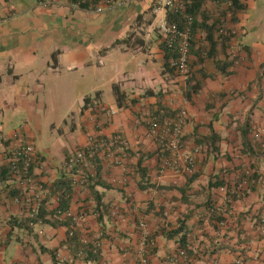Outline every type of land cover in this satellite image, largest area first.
I'll return each mask as SVG.
<instances>
[{
	"label": "crops",
	"instance_id": "1",
	"mask_svg": "<svg viewBox=\"0 0 264 264\" xmlns=\"http://www.w3.org/2000/svg\"><path fill=\"white\" fill-rule=\"evenodd\" d=\"M199 1L196 19L202 27L218 21L241 32L243 60L231 64L217 38L211 56L201 30L197 38L209 52L201 63L192 54L189 87L167 67L155 0H100L88 8L64 0H0V127L10 139L0 143V172L21 135L35 145L33 174L47 200L44 223L27 228L28 210L13 202L0 181V264H143L141 223L153 244L146 264H168L171 258H177L173 264H232L239 258L264 264V0H242L245 9L234 21L225 2L218 9L214 0ZM97 94L114 115L82 110L86 98ZM58 110L72 112L62 126L51 124L56 135L46 139L42 123ZM163 110L169 116L187 112L184 150L204 148L195 156L193 175L160 171L148 117ZM245 133L252 150L243 144ZM94 134H120L128 149L124 167L113 160L101 164L94 190L73 188L69 210L78 216L75 231L101 240L99 260L87 262L75 258L68 227L52 225L57 220L50 213L59 208L55 184L66 175L67 156L86 147ZM213 135L215 149L202 142ZM244 172L257 179L241 184L244 193L236 189L241 194L234 198ZM113 207L123 220L111 216ZM183 221L186 238H169Z\"/></svg>",
	"mask_w": 264,
	"mask_h": 264
},
{
	"label": "built area",
	"instance_id": "2",
	"mask_svg": "<svg viewBox=\"0 0 264 264\" xmlns=\"http://www.w3.org/2000/svg\"><path fill=\"white\" fill-rule=\"evenodd\" d=\"M52 3L51 1H46L44 4L49 6ZM225 4L227 7H231V2L226 1ZM186 5V0H155L153 7V13L158 19L159 32L172 53V57L169 60L170 66L185 83L191 78L189 60L191 26L193 23V17L187 12ZM75 6L77 7L78 5ZM219 6L220 4L216 2V7ZM97 11L102 12V9L98 8ZM171 15L179 16L180 21L174 20ZM240 33L238 29L228 28L224 23L220 30L221 35L231 38L228 53L233 65H238L243 60V50L239 44ZM92 109L109 112L110 115L115 114V111H108L99 101L93 102ZM148 118L150 135L156 140L158 149H160L161 173L172 169L181 174L193 175L196 171L195 156L201 154L204 148L197 147L193 151L184 150L182 138L188 120L187 112L182 110L177 113L175 118H170L164 123L159 122L153 115H149ZM22 128L23 126L20 127V129ZM16 142V147L8 152L6 161L12 168L10 184L15 185L16 189L22 191L21 194L14 196L12 200L14 203L24 206L28 210L27 214L30 218L34 219L40 209L45 193L43 185L37 182L32 171L33 165L38 161V154L34 143L24 141L21 135L17 136ZM0 143H10V139L4 134L1 127ZM127 149V141L120 134L110 138L99 134L90 135L86 147L67 156L64 170L72 180L74 187L85 188L89 180L97 175L98 167L108 160H113L117 166L124 167ZM261 149L264 151V142L261 143ZM111 216L117 220H123L124 218L117 207H113ZM62 217L71 219L75 224V229L78 222L77 215L68 210L62 214ZM260 224L263 228L264 218L261 219ZM140 229L142 242L139 254L143 258L142 263L146 264L147 260L144 257L153 244L150 241V232L147 225L141 223ZM99 239L97 237H83L82 242L85 246L92 245L93 253L96 254L101 249V241ZM180 255L185 256V252L181 251ZM176 261L177 258H171L168 264H173ZM232 264H243V260L239 258Z\"/></svg>",
	"mask_w": 264,
	"mask_h": 264
},
{
	"label": "trees",
	"instance_id": "3",
	"mask_svg": "<svg viewBox=\"0 0 264 264\" xmlns=\"http://www.w3.org/2000/svg\"><path fill=\"white\" fill-rule=\"evenodd\" d=\"M64 1L67 2L68 4L72 5V6L78 5V7H81V8H88L90 5H93V4L97 5L100 0H64ZM214 1L218 2L220 4L218 9H222V4L224 2H226V1L231 2V7H228L227 9H225V11L229 12L231 14V17H232L231 20H233V21L236 19L237 14L245 9V5H244L242 0H214ZM186 3H187V5H186L187 6V12L193 17V23L191 26L190 60H191L192 54H195L198 58L199 63H201L203 61L202 56L205 54V52L207 54L209 52L208 48L206 49V46H203L201 44L202 39L197 38V34L201 30H204V32L206 34L205 39L209 41V45L211 47L209 54L212 56L214 53V49H215V45H216V42L214 40L220 39L222 41V44H224L227 48V55H226L227 59L230 61L231 64H233L232 61L230 60L229 53H228L229 52V43H230L231 38L227 37V36H223L220 34V30H221L223 22L219 23L218 21H214L211 25H207V27H202L200 22L196 19L197 12L195 9V7H197L199 5L200 1L199 0H193L192 1L193 4L192 3L190 4L189 1L186 0ZM226 12L224 13V10H223V12H221V16L225 17ZM171 18H173L174 20L176 19L177 21H180V18H179V16L177 17V15L176 16L171 15ZM164 50L166 53L167 67L170 71H172L176 75V73L174 72V69L170 66V63H169V60L172 57V53L169 51L166 44H165ZM190 60H189V66H190V71H191ZM187 83H188L189 87H191L192 72H191V78ZM190 91L191 90L189 89V92ZM114 95H115V98H116V100L120 106L122 104V94L120 93L118 86L114 88ZM93 99H94V101H97L98 100V94L94 98H91V97L86 98L85 107L82 109L83 111H84V109L88 110L89 108L92 107L93 102H94ZM169 112L170 111L164 112V110H163V114H162V111L161 112L158 111L155 114H153V117H156L159 122L164 123L166 120L176 117V115L169 116L170 115ZM172 113L174 114L175 112L173 111ZM177 113H179V112H177ZM148 127L150 128L149 125H148ZM215 137H216V135H213L211 140L210 139L208 141L202 140V142L204 144H206L207 146H209V148H210V146H212L215 149L216 148ZM243 138L245 139V141L243 142L244 146L246 148H250V150H252L251 144L246 139L247 133H245V135H243ZM183 139L184 138H182V140ZM158 152H160V149H158ZM263 153H264V151H263ZM100 166L98 167V170L100 169ZM137 167L141 171H143V169H144V168H142V162L137 163ZM33 169H34V165L32 167V171H33ZM96 176H98V173H97V175H95V178H96ZM195 178H196V176L194 175V176H191L190 179H195ZM11 179H12V168H11L10 164L7 162V164L4 165L1 169L0 181L3 183L5 189H7L8 196L11 199H13L14 196L21 194L22 190L16 189L15 185L10 184ZM254 179H257L256 174H254V175L247 174L246 175L244 172L240 176V180L236 184V187L234 189V195H235L234 198L236 196H240L241 193H244V190L241 187V184L248 187V186H250V183L252 181H255ZM93 180H94V177L89 180L88 185H87L92 190H94V187L92 185ZM55 186H56V189L58 191L56 193L58 194L60 204H59V208L57 209L56 212L50 213V214H53V216L57 220V221H55L56 223L54 222V223H52V225H66L68 227V229H69L68 243L71 246V248L73 249L75 258H80V259H83L87 262L98 261L100 258L99 257L100 251H98V253L94 254L92 245H89V246L83 245L81 235L77 231H75V229H74V225H75L74 222L71 219L62 218V214L65 213L66 211H68L69 207H70L69 205H70V201L72 198V191L74 188V186L72 184V180L69 178L68 174H66L65 176L62 175L61 179L59 180V182H57L55 184ZM239 188L241 189V193L236 190ZM93 194H94V197L96 199H98L97 193L94 192ZM46 203H47L46 199L42 201L40 209H39V211H38V213L34 219L30 218V216L27 214V218L25 219L27 228H29L32 224H37L39 222L44 223L45 217H46V215H45ZM211 212H212V214H214L212 216L217 222H222V218L219 216L218 213H216L215 210H213ZM215 214H217V215H215ZM186 224H187V222L183 221L180 224L181 225L180 228H178L177 230L168 232V237L173 239L176 236H179L180 234H184L187 230ZM71 231H72V235H71ZM184 238H186L185 234L183 235L182 239L184 240ZM182 244H183V246H185L184 243H182Z\"/></svg>",
	"mask_w": 264,
	"mask_h": 264
},
{
	"label": "rangeland",
	"instance_id": "4",
	"mask_svg": "<svg viewBox=\"0 0 264 264\" xmlns=\"http://www.w3.org/2000/svg\"><path fill=\"white\" fill-rule=\"evenodd\" d=\"M76 110V109H74ZM72 111H67V110H58L54 111V113H50V115L46 116L42 123V130H41V135H43L44 138L48 139L51 136H55L56 132L51 130V124L54 123L57 125V128L59 126H62V120L63 118H67L68 114H70Z\"/></svg>",
	"mask_w": 264,
	"mask_h": 264
}]
</instances>
